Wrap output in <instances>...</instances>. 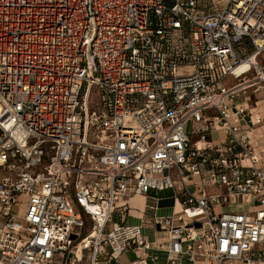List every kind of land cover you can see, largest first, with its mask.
Instances as JSON below:
<instances>
[{
	"label": "built area",
	"instance_id": "built-area-1",
	"mask_svg": "<svg viewBox=\"0 0 264 264\" xmlns=\"http://www.w3.org/2000/svg\"><path fill=\"white\" fill-rule=\"evenodd\" d=\"M263 53L264 0H0V264L148 249L150 190L168 264H259Z\"/></svg>",
	"mask_w": 264,
	"mask_h": 264
},
{
	"label": "crops",
	"instance_id": "crops-1",
	"mask_svg": "<svg viewBox=\"0 0 264 264\" xmlns=\"http://www.w3.org/2000/svg\"><path fill=\"white\" fill-rule=\"evenodd\" d=\"M170 190H150L147 195L130 196V201L138 203L142 202V205L137 206L134 210L130 209L128 205V210L125 214L124 223L126 224H141L142 225V235L144 238L151 243V247L148 249H128L124 251L120 258L115 264H130L133 261L138 260V257L143 261L144 264H168L167 253L163 249L158 248L156 242L162 241L163 232L159 231L157 225L153 224V216H166L171 214L173 209V192L171 194L167 193ZM172 191V190H171ZM152 192H155L154 195ZM129 200V199H127ZM155 257V258H154ZM259 264H264V255L259 258ZM173 264H193L187 255L182 254ZM196 264H205L202 261L196 262ZM231 264V263H226ZM232 264H240V261L233 262Z\"/></svg>",
	"mask_w": 264,
	"mask_h": 264
},
{
	"label": "rangeland",
	"instance_id": "rangeland-1",
	"mask_svg": "<svg viewBox=\"0 0 264 264\" xmlns=\"http://www.w3.org/2000/svg\"><path fill=\"white\" fill-rule=\"evenodd\" d=\"M261 59H264V53H263V55H262V57H261ZM230 79H228V81H229ZM190 126V123H188L187 124V127H189ZM211 137H212V139H215V138H217L218 136L220 137V138H224L225 136H224V134L222 133V132H211ZM154 195H156V193L155 192H152ZM167 193H169V194H171L172 193V191L170 190V191H167ZM126 198V197H125ZM125 198H123V199H125ZM126 199H129V200H127V202H128V205H129V207H130V209H135L137 206H140V205H142V202H138V203H135V202H132V201H130V197H127ZM263 247H264V244H263ZM264 255V254H263Z\"/></svg>",
	"mask_w": 264,
	"mask_h": 264
},
{
	"label": "bare ground",
	"instance_id": "bare-ground-1",
	"mask_svg": "<svg viewBox=\"0 0 264 264\" xmlns=\"http://www.w3.org/2000/svg\"><path fill=\"white\" fill-rule=\"evenodd\" d=\"M246 68H247V65L242 64L236 69V72L244 71ZM235 262H237V261H235Z\"/></svg>",
	"mask_w": 264,
	"mask_h": 264
},
{
	"label": "water",
	"instance_id": "water-1",
	"mask_svg": "<svg viewBox=\"0 0 264 264\" xmlns=\"http://www.w3.org/2000/svg\"><path fill=\"white\" fill-rule=\"evenodd\" d=\"M194 225H195V226H199V223H195Z\"/></svg>",
	"mask_w": 264,
	"mask_h": 264
}]
</instances>
